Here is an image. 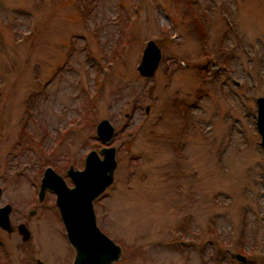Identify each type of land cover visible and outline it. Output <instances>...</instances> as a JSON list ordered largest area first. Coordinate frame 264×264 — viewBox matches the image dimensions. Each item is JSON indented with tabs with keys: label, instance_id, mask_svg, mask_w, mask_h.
Instances as JSON below:
<instances>
[{
	"label": "rangeland",
	"instance_id": "rangeland-1",
	"mask_svg": "<svg viewBox=\"0 0 264 264\" xmlns=\"http://www.w3.org/2000/svg\"><path fill=\"white\" fill-rule=\"evenodd\" d=\"M259 96L264 0H0V206L13 226L36 210L30 242L0 230V264H73L53 196L34 199L46 168L71 186L105 146L113 182L93 209L114 264H264Z\"/></svg>",
	"mask_w": 264,
	"mask_h": 264
},
{
	"label": "water",
	"instance_id": "water-1",
	"mask_svg": "<svg viewBox=\"0 0 264 264\" xmlns=\"http://www.w3.org/2000/svg\"><path fill=\"white\" fill-rule=\"evenodd\" d=\"M161 48L150 39L146 42L141 60L137 65L139 74L152 78L161 60ZM256 127L260 144L264 150V96L255 100ZM115 128L109 119L103 118L96 125V136L104 144H110ZM114 146L102 147L98 152L91 150L85 157L81 170L69 168L74 187L68 188L52 168L44 171L41 193L49 187L57 193V205L66 230L69 243L75 249L73 264H113L120 259L121 247L105 235L96 224L93 200L113 182L116 166ZM100 154L102 157H100ZM10 206L0 207V226L8 228ZM2 213V215H1ZM240 261L242 254H235ZM36 264H44L37 261Z\"/></svg>",
	"mask_w": 264,
	"mask_h": 264
},
{
	"label": "flooded vegetation",
	"instance_id": "flooded-vegetation-1",
	"mask_svg": "<svg viewBox=\"0 0 264 264\" xmlns=\"http://www.w3.org/2000/svg\"><path fill=\"white\" fill-rule=\"evenodd\" d=\"M66 174L67 176L69 177L70 181H71V186L67 184L66 180L60 175V177L62 178V181L64 182V184L66 185V187L68 188H73L74 187V183L71 179V177L68 175V170H66ZM43 175H44V172H43ZM59 175V174H58ZM43 178V176H42ZM42 178H41V182H42ZM41 183L38 187V191H37V194H36V200L34 199V202H42L43 199L46 197V193H50L49 196H53V199H54V204L55 206L58 208V205H57V193L55 190L49 188V187H46L43 191V193H41ZM1 194H2V190L0 188V197H1ZM5 205H9L10 204H5ZM3 205V206H5ZM3 206H0V207H3ZM12 206H10V211L8 213V218H9V225H8V228H4V227H1L0 226V230L3 231L4 233H6L7 236L11 235L12 233H15L18 237H20L21 239V245H24L26 244L27 242H30V238H31V231H30V228L28 226V222L30 223V218L35 214L36 210L34 208H32L28 213H27V217L25 218L26 220L25 221H21L19 222L16 226H13L12 225V222H11V219H10V216H11V213H12ZM58 212H59V216L61 218V214H60V211H59V208H58ZM2 215V213H1ZM61 221H62V218H61ZM62 224H63V221H62ZM64 225V224H63Z\"/></svg>",
	"mask_w": 264,
	"mask_h": 264
},
{
	"label": "trees",
	"instance_id": "trees-1",
	"mask_svg": "<svg viewBox=\"0 0 264 264\" xmlns=\"http://www.w3.org/2000/svg\"><path fill=\"white\" fill-rule=\"evenodd\" d=\"M194 15H196V16H197V14H195V13H194Z\"/></svg>",
	"mask_w": 264,
	"mask_h": 264
}]
</instances>
